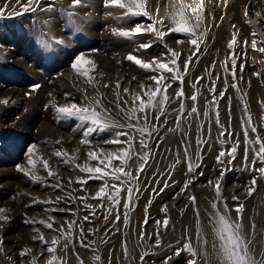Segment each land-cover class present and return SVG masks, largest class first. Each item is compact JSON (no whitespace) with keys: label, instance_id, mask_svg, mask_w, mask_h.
<instances>
[{"label":"bare ground","instance_id":"obj_1","mask_svg":"<svg viewBox=\"0 0 264 264\" xmlns=\"http://www.w3.org/2000/svg\"><path fill=\"white\" fill-rule=\"evenodd\" d=\"M175 1L177 3L178 2L181 3V0L179 1L169 0L167 5L165 4V2L162 3L164 6L163 8L165 10L164 13H161V15L160 14L156 15L154 10L152 9V6L149 3L150 7H148L149 5L147 7L148 10L150 11V15L153 17V19L165 20V24L171 26V20L168 18L171 17L173 13L178 11L180 7V5H178L179 7H177V5L175 7V5L173 6L169 4L170 2L175 3ZM182 2L185 5L192 4V0H182ZM100 3L104 4L103 0H100ZM43 6H46L45 3L43 4ZM203 9H204V20L202 22V30L206 31V37L203 43H201L200 45V51L197 52L195 56H193L192 62L190 63L189 72L191 73H188V75L191 74L192 78L188 79L187 76V80L185 78L183 82L185 95H189L188 93H193L195 91L192 90L193 88L191 87V85L193 83H196L197 77L203 76L204 77L203 82L197 84V88L200 91V96L198 97V101H197V107L199 108L200 111L199 119L202 118L204 105L207 100L211 99L212 96V94L209 93L207 90L209 87H211L212 80L216 81V85L218 89H223L225 86L224 77L227 74L223 72L221 65L223 64L229 53L232 52L231 49H228L227 45L229 41H232L233 37H235L236 44L234 45V48L236 54L241 57L238 60V65L244 64L242 71L240 70L239 67L237 68L236 82L238 83L240 92L238 93L236 89L231 86L233 80L230 75H227V79H228L227 91L225 97L220 99L219 111L221 116V122L225 125V127H229V120H231L230 126H231V130L234 133L233 142L237 138L235 136V133H240L238 138L241 141V145H244L243 133L241 130V119L243 118L244 115L243 107L245 101L247 102L248 109L252 115L253 123L257 126L260 135L264 137V128L260 127V125L264 124V106H262L261 103L264 102V54L260 53L258 50L254 51L252 47L253 39L257 40V45H256L257 49H259L260 47H264V37H262L264 36V0H227L226 4H225V0H203ZM109 10H113V9H109ZM160 10L161 12H163V9L160 8ZM129 21L131 23L133 22L143 23L145 25L151 22L147 17H139V18L130 17ZM113 29H118V28L116 26H108L104 28L103 29L104 31H102L101 33H97V35H99L101 39L104 40L105 47L100 46L98 43H95L94 46L97 47L98 51L84 53L86 58L93 60L96 65L95 69L90 71L89 73L90 76L92 77L91 83H89L88 78L79 75L70 66L69 69H67L68 70L67 74L68 76L72 75V78L70 77V79H68V81L66 80V82L68 83L71 80H74L75 85L72 84L70 85V83L62 84V88H64L66 92H61L59 89H55L54 93L56 94L57 92H59L58 96L54 95V93L50 91V93L54 95L55 98L64 101L66 100L65 94H67L69 97V99H67L69 101L67 102L70 103L73 102L72 99H75L76 96L82 95V97L85 99V95H86V97L90 100L100 99L101 102H103V104L105 105V102L107 103L106 101L108 95L107 92L118 90L116 87L117 81H119L120 83L123 81L127 82L128 80L133 79V77H135L136 80L137 79L136 73L140 72L143 74H147L151 72V71H145L139 68L138 66H136L133 62L128 61L125 58L127 54L133 53L134 55H137L138 58L140 59H143L145 61H151L153 57H157V58L166 57L167 48H172L173 50H175L177 53L180 54L179 60L184 61L187 59L188 55L191 56L194 51V47L190 44L189 39L187 38L184 39V36H186V34L183 35V33H172L165 37L163 43L160 40H156L151 34H147L137 38L136 42L138 44H133L132 41L114 35L112 31ZM253 31L256 33L255 37L252 35ZM148 40L157 41L159 46H157L156 44L155 45L152 44V47L149 48L148 50H140L139 52L134 51V49L138 48L139 42L144 43L147 42ZM178 40H183L184 42L178 44L177 43ZM245 41L247 42L246 46L244 43ZM106 44H108V46H106ZM165 45H167V47H165ZM113 50L114 51L116 50L118 52H113ZM245 52H246V56L244 55ZM7 55L8 53L0 50V58L1 57L4 58ZM214 63H215V67L213 68L212 65ZM87 67H91V66H87ZM181 69L183 68L181 67ZM206 69L212 72L211 80L208 79L206 75V71H205ZM255 73H259L260 75L257 76L255 75ZM62 76H64V74L58 75V77H62ZM218 76L220 77V79H217ZM240 77H242V79H240ZM110 82L113 84L112 86H110ZM149 83L153 85V88L155 87V82L150 81ZM180 83H181L180 81H175L171 83V85L172 86L174 85L175 88V86ZM43 85L46 84H42L41 86ZM68 85L70 86L68 87ZM105 85H107V87H105ZM42 88H45V86H43ZM29 91L30 88L24 89L23 87L21 88L2 87L0 85V101L7 100L8 103L5 104L6 106L8 104H9L8 106L10 105L12 106L14 104H25V106L23 107V111H25L28 104L31 103V101H33L37 95H39L38 94L39 90L32 92L30 96L25 95V93H28ZM41 91H43V89ZM173 96H175V91L173 93ZM229 97L231 98L230 105L228 99ZM242 97L243 99H241ZM173 103H174L173 111L169 113L175 114L174 110L179 109V102L177 100H173ZM191 103L192 102L190 101V104ZM170 104L166 105V108ZM187 105L185 104V106ZM3 106L4 103H0V112ZM111 106L113 107V105ZM111 106H107V107L110 108ZM186 109L187 108L185 107V111ZM186 112H188V110ZM169 113H167L166 111L165 116H170ZM120 120L122 121V119ZM191 120L192 123L190 129L194 133V130H197L198 121L196 120V118ZM163 122L164 119L161 120V124H163ZM127 123H129V120L124 122L122 121L121 123L119 122V124L121 125H126ZM43 125L46 128L45 132H47V130L49 131L52 130V126L49 122H45ZM185 125H187L189 128L187 122L185 123ZM204 125L205 127H208V122L207 123L204 122ZM18 126L19 124L17 125L15 124V126L8 125V126H2L1 128L4 130L7 129L9 131V129H15ZM39 128L40 131H44L41 126ZM211 128H212V132L219 133L218 126L214 123V121L211 124ZM122 130L124 129H121V131ZM55 132L58 133L57 131ZM101 133L95 132L92 136L93 137L97 136L100 138ZM249 135L250 138H254L255 134H252L250 132ZM81 137L75 139L70 136L69 142L72 145L71 148L79 147L77 154H75V158L78 159V157L81 156L82 160H84L85 162L88 159L87 153L90 150H95L96 147H100L99 145L101 144L109 146L105 148L100 147V149L102 150L104 149L106 151V155L112 152L119 153L121 147H127L126 145L105 143V141L113 139L114 131L113 133H111L109 138L100 141V143L98 142L93 143V141L90 140L93 148H88L90 146L83 144L81 142L82 141ZM91 137L89 139H91ZM34 138L37 141L35 143L36 146L39 145V149H41L42 156L46 157V160H48L49 163L51 164L50 169L53 172L54 170L57 171V175L53 177H48L47 171L42 168V165L38 164L37 168L33 170V174L40 177L42 182H33L28 176H25L17 168V165H20L21 167L27 166V155L26 156L24 155L25 157H22L24 158L23 161L20 160V163L22 162V164H17L16 166L13 165L17 161V159L15 161L14 157L8 155L0 156V163L2 167L0 168V184L2 186L7 187V189H15L17 191L16 198L14 200L13 199L9 201L1 200L0 197V206H1L0 209H4V212L0 214L7 215L9 217L8 221H0V224L3 225L2 227H0V237H2V241H3L2 244H0V248H2V251H0V264H33V258H35V264H47V261L51 258V254L48 253L47 251L48 245L41 244V242H39L38 240L33 239L34 236H38L40 234H42L45 240L48 242H51L54 238L59 239L61 241V243L56 246L57 249L56 255L60 257H64L67 261V264H80L81 261H83V264H97V262L94 261L93 259L94 255H98L100 257V262H101L110 256H112V258L114 259L113 254L116 253L117 251L122 252L120 258V261H122L125 260V245L123 243V233L125 232V226L123 223V213L125 211H127L129 215V223L127 224L128 225L127 230L131 234V237L133 238L135 233V231L133 230L134 227L139 229L141 228L142 230L144 229V227H146L144 225L150 223L148 226V230L145 228L147 230L146 234L151 233L152 230L156 228V221L160 220L161 215H164L161 211V207L158 206V204L161 202L162 197H167L165 198L167 202L164 204V206L165 205L169 206L167 207V211L170 209L172 205H176V203H178L179 201H181V205L179 206V208L183 212L182 214H184L185 212H189V210L193 209L191 200L185 203L183 196L180 195L181 189L178 191L179 195L177 194L178 196H174L172 198L169 197L170 195L169 187L165 188L163 192L158 191V194L153 193L152 189L154 187H156L157 190H159L160 188H164L163 182L165 181L166 177L164 176V174H162L161 176L162 173L161 170L158 173H156V175H154V182H153L154 185L151 188L152 191L151 193L152 196H150L151 199H149L148 201L144 200L143 194L139 192L135 196V203L133 204L135 205L137 203L138 204L137 208H134L135 206L132 207L133 206L132 205L131 206L132 208L130 207L127 210L123 208V201H122L121 206L118 209L121 215L119 224L115 226V223L111 221V218L115 217V212H114L113 216L109 218L108 223H105L104 226H102L101 228L102 230L100 231L99 236L94 240L92 239L93 241L92 240L88 241V238L92 237L95 228L98 226L97 220L101 217H104L105 214V209H101L97 207L99 202L91 198L94 196L95 192L98 191L101 186H103L104 182L98 179L89 180L88 183L84 185V189H82L80 184L76 182L78 177L77 178L74 177L73 175L65 171L63 167L66 166L70 170L71 169L79 170L75 168V164L83 165L85 162L82 160L78 162V160H76V162H74L73 164H66L63 160L59 161L58 159H56L57 157L55 156L54 151L51 152L46 149L49 146V143H47V141L44 140L43 134L35 135ZM135 138L136 137H134L135 140L134 148L135 151H137L136 148L137 146H139V144H136V140L139 141V139L137 138L135 139ZM225 138H227V133L225 134ZM121 139L123 140L125 138L122 137ZM17 140L18 138H16V141ZM188 142H190V140ZM207 143L215 144L216 146H218L217 140L212 136L208 137ZM223 147L227 149L229 145H224ZM27 148L28 146L26 147V150ZM58 150L65 152L66 149L59 147ZM239 151H242L243 153V150L240 149ZM24 154H26V151L24 152ZM42 156L38 155V157H42ZM50 156L52 158H49ZM134 158L136 159L135 162L128 166H125V171L131 172L135 170L133 168L135 165L136 168L138 169L141 161H139L138 158L135 156ZM154 162L152 161L151 163H149L148 161L146 165V170L143 171V174L153 175ZM233 163L235 164L236 162L233 161ZM113 164L114 165L117 164L116 160L113 161ZM149 165L150 167H148ZM181 172L184 173V175L182 174L179 175L177 172H175V176L180 177L182 181L188 179L185 178L188 175H190L187 171V168L181 167ZM80 174H81L80 178L87 179V174L82 172H80ZM201 179L202 178L199 176V173L196 171L195 179L189 185L190 188L188 189L189 191L193 190L197 192L198 195L195 196L197 197V200H204L203 197L207 195L208 192H211L210 193L211 195L215 194L214 188L209 186L208 183L202 185L203 181ZM47 180L50 181L47 182ZM69 180L72 181L71 186H69L68 183ZM232 180H235L233 178V175L226 173V175L222 180V184L231 182ZM157 181H160V183H157ZM256 181L258 182L257 179ZM57 182L62 184L63 186L62 189H56L52 187V185L56 184ZM25 183L27 186H24ZM109 183H111L110 180ZM234 183L236 184H232L234 186L233 189H236V186L239 187L238 189L244 187L242 193L240 194V196L243 197L245 193L248 192V188H246L247 183L245 186L244 185L242 186L241 184L239 185V183L235 181ZM260 183L263 182L261 181ZM249 185H251V183H249ZM257 185L258 184H256L255 187H257ZM33 186L36 187V189L33 190L32 189ZM182 187L183 185H181V188ZM227 190L230 189L228 188ZM55 191H58L59 193L55 194ZM69 193H71L72 197H75L74 200H70L68 198ZM86 193L89 198L86 201H81L79 198L84 197ZM183 193L185 194V192ZM235 195L237 196L236 193ZM61 196L65 197V199L59 201L58 203H53L48 205H45L43 203H33L34 199L38 201H45V200L55 201L56 197H61ZM223 199L225 201V198ZM241 202L243 203V205H245L246 203L244 200ZM85 203L87 205H91L92 207L96 208V213L94 217L90 215L89 210L85 207ZM105 203L107 204L106 201ZM227 204H228V208L230 209L229 214H235L236 211L235 208H233L232 206L233 204H231V202H228ZM230 206H232V208ZM220 207L222 208L223 205H220ZM46 209H63V211H46ZM170 215L171 214L167 212V216L170 222L167 229H165V233L161 234V240H160L161 243L159 246L150 245L145 238H143L141 242L136 243V245L139 244L141 245L136 247L137 257L135 260V264H158L161 257L163 256L164 251H166V249L170 247L173 243H175V246L176 245L178 246V242L183 241L186 235H190L191 237L193 234L195 236L197 225L195 224L193 219L188 220L186 214L185 217L182 218V221L179 224H177L175 223V220L178 215L175 213L172 214L171 217ZM84 216H90L89 221L84 222L83 221ZM145 219L148 220L147 224H144ZM153 219H155L154 222ZM26 220L36 221L37 223H35L34 225L25 223ZM40 220H45L54 223V228L51 230L45 228L43 225L38 223ZM73 220L76 221L77 225L82 224L86 237L84 243L85 244L90 243L91 246L89 247L81 246L80 237H79V228H75L72 231V241L71 243L68 244L67 250L65 251L63 248V244L66 243V241L64 240V235L59 230L60 225H64V229L66 232L68 222H71ZM101 221L104 220L101 219ZM138 222L141 223L140 227L137 226L136 224ZM34 228L38 229L39 231L38 232L34 231ZM141 230L139 232L137 231L138 232L137 236H140L139 233L141 232ZM24 248L31 249V252L24 258H21L20 252ZM145 252L154 253V254H149L145 256L144 260L141 261V255L142 253ZM187 254H188L187 252H183L179 257H176L172 254L171 255L172 259L169 262V264H178V263L186 264V257L184 256H187ZM164 260H162V262L159 264H164Z\"/></svg>","mask_w":264,"mask_h":264},{"label":"snow or ice","instance_id":"obj_2","mask_svg":"<svg viewBox=\"0 0 264 264\" xmlns=\"http://www.w3.org/2000/svg\"><path fill=\"white\" fill-rule=\"evenodd\" d=\"M44 0H16V4L13 6V10L5 16V10L8 8V3H5L3 8H0V19H7L11 16H20L26 13L36 14L37 12L46 13L49 15V19L45 20L43 23L48 27V32L51 33L52 28L50 25L52 24V17L59 10V14L62 17L67 18V22L73 25V30L75 32L83 31V25L87 23L90 19L89 16L80 17L79 13L76 11L78 8L84 7H92L91 0H71V4L65 8L62 5L58 6L56 4V0H47L46 6H43ZM104 6L106 9H118L120 10L119 16L114 17V13L112 11H107L106 15L109 17H114L118 21L129 22V18H139V17H147L151 22L148 24L143 23H134L130 28H119L113 29V34L124 38L126 40L136 42L138 37L151 34L156 40H160L162 43L165 40V37L172 33H183L186 34L189 38L190 44L194 47V51L191 56H188L186 60L180 61V54L177 53L172 48H167L166 58H157L153 57L151 61H145L143 59L138 58L137 55L133 53L127 54L125 57L128 61L133 62L139 68L145 71H151L153 73H157L151 75L149 80L155 82V87H149L145 92L146 99L139 94H136L132 97L133 106L129 110H124L125 116L129 121H136L135 124L129 122L126 125H121L115 120L111 118L108 114L107 110L103 108L101 100L95 99L90 100L85 95V102L78 104L76 102L65 103L63 105H58L53 100L49 106H51L54 110L55 119L60 121H72L75 119L78 121L77 125L73 126V131L82 132V143L89 145L91 147L90 137L97 131H114V137L111 140L105 141L106 144H118V145H126L127 147H121L119 153H108L107 155L103 154V150H90L87 153V161L81 164H75V168L79 169L80 172L87 174V179L77 178V183L80 184L81 188L84 189V185L88 183L89 180H101L103 181V186L99 188L98 191L95 192L92 199L97 200L99 203L97 207L101 209H105L104 219L108 221L110 217L113 216L115 212L114 219L119 221L121 219V215L118 209L121 206V202L123 201V208L129 209L135 202L134 198L136 193L141 190L142 181L140 179V174L146 170V165L151 157L152 147L149 144V140L153 139V133H158L160 131V127L155 125H151L150 114L155 112V119L158 121L161 116H165L166 113V105L173 102V100H177L179 102V109L174 110L178 111L176 115V129H170V131H175L181 127L182 120L187 122L189 128L191 127L192 120L191 118L195 116L198 121L197 125V151L193 154L190 151V142L187 139L183 140L182 143L187 146L183 149L184 157L187 161V171L190 174L188 179L184 181L183 187L181 188V193L185 192L189 185L195 179V173L197 169L201 167L200 163H197L193 158L195 157L202 161L203 157L200 154V148L207 143L203 139L204 134V122L199 120L200 111L197 107L198 97L200 96V91L197 88L198 83H202L204 77H197L196 83H193L191 87L195 90L188 99L192 102L191 109L187 112L185 116V91L183 88L184 75L187 73L189 69V64L192 62L193 56L196 55L197 52L200 51V45L203 43L206 37V31L202 30V22L204 20V9H203V0H192V4L185 5L182 0L180 3L179 10L173 13L171 17L168 19L171 20V26L165 24V20H156L150 15V11L147 7V0H103ZM227 0H225V4ZM19 7V11H15V8ZM79 19L80 23H76V20ZM252 35L255 37L256 33L253 31ZM49 39H55L56 43L62 45L65 41L61 39H56L53 35L49 37ZM49 39H45V34L42 32L39 36L36 37L35 42L42 46L43 48L50 47ZM153 40H148L144 43H139L138 48L134 49V51L139 52L140 50H148L152 47ZM183 40H178L177 43H183ZM245 46L247 42L245 41ZM236 44V39L233 37L232 41H229L227 47L231 49L232 52L226 57L225 61L221 65L223 72L227 75H230L233 83L232 87L236 89L239 93L240 89L238 87L237 81V68L243 70L244 64L238 65V60L241 58L236 54L234 45ZM257 40L253 39L252 47L253 50H258L260 53L264 54V47H260L257 49ZM3 46L0 45V48ZM167 47V45H165ZM66 51L65 49H62ZM90 51H98L96 49H92ZM246 56V52L244 53ZM71 68L75 70L79 75L88 78L89 83L92 81V77L90 76V71L94 70L96 65L95 62L91 59H87L83 52H77L71 57ZM91 66V67H87ZM181 67L183 71H181ZM215 67V63L212 65ZM206 75L208 79L211 80L212 72L207 69ZM227 75L224 77V88L218 89L216 85V81L212 80L211 87L207 90L212 94L211 99L207 100L204 105L203 116L208 121L209 128L208 132H211V124L214 123L218 126L219 136L217 137L218 143L221 145V150L218 155H216L215 160L220 169V176L216 178L215 184L211 180L208 181V185L214 188L215 199L211 203L212 211L209 213V221L208 223L211 226V242H209L208 236L203 233L200 228V213L197 209L195 212L196 221H197V229H196V243L197 247L193 246L190 235H186L184 240L178 242V246L176 247L173 255L176 257L181 256L183 252H187L189 254V258L186 261V264H264V247L257 253L253 248V241L248 236L245 235L243 231L242 224V214L244 211L243 203H239L236 206V216L237 219H233L231 217L230 209L228 208V204L224 201L222 195V180L226 175L227 171L231 170L233 161L238 158V150L241 146V141L239 140L240 133H235L237 137L233 142L234 133L231 130V120H229V127H225V125L221 122L220 116V99L225 97L228 79ZM255 75L259 76V73H255ZM135 79V77H133ZM217 79H220L218 76ZM242 79V77H240ZM180 81L181 87L179 90L175 92L174 97H170L168 94V89L171 87V82ZM120 82L117 81V88H119ZM42 86L40 84H32L30 85V91L25 93V95H31L32 92L39 90ZM107 87V85H105ZM143 88V84L141 85ZM124 92L127 93L128 89H124ZM218 93V95H217ZM65 99H69L68 95L65 94ZM229 105L231 104V98L229 97ZM243 99V97L241 98ZM138 101V104L136 103ZM0 103L7 104L8 101H0ZM262 106H264V102H261ZM127 104V101H125ZM119 106V105H118ZM243 118L241 119V130L243 133V144H244V152H243V168L244 170H251L254 173V178L251 182V186L248 188V195L250 196L252 192L255 190L256 184V175H258L261 179H264V137L260 135L257 126L253 123L252 115L248 109L247 102H244L243 107ZM143 120L144 123L141 125L140 121ZM85 122H87V127L85 128ZM168 123V119L165 116L164 124ZM151 125V126H150ZM261 128H264V124L260 125ZM124 129V130H118ZM255 134L254 138H250L249 133ZM132 133V134H130ZM227 133V138H225V134ZM134 134L139 135V147L141 152H136L134 148ZM188 133L185 132L184 136L187 137ZM124 137L125 139H121ZM162 139V138H161ZM229 145L227 149L223 146ZM147 149V151H145ZM251 153V155H250ZM55 156L64 160L66 164L71 161L67 158L66 153L63 151H56ZM27 155V166L21 167L17 165L18 170L23 173L25 176H28L33 182H42L41 178L33 174V170L37 168V165H42V168L47 171L48 177H53L56 175L50 167L49 161L43 159L42 157H38L36 154V144L33 143L26 150ZM136 156L141 163L137 169L136 175L133 176L130 171H125V166L128 161ZM119 160V165H114L113 161ZM91 161H96L95 166H91ZM250 161V163H249ZM176 163L179 164L180 160L177 158ZM259 165V167H257ZM175 168V165L170 166ZM163 173H161L162 175ZM156 175V173H153ZM200 176L204 175L203 171L199 172ZM109 180L111 183H109ZM69 186H71L72 181L69 180ZM160 183V181H157ZM164 188H160L157 190L153 188V193L163 192L165 188H167L168 181L165 180ZM48 186V185H45ZM52 187L56 189H62V184L57 182L52 185ZM86 191V190H85ZM123 193V195H122ZM179 195V193H178ZM68 198L70 200H74L75 197H72L71 193L68 194ZM89 197L87 193L84 197H80L81 201H86ZM65 197H56L55 201L45 200L38 201L33 200V203H43L45 205L58 203L61 200H64ZM233 200H238V197L233 196ZM191 203L193 205L196 204V198L194 196L190 197ZM107 202V204L105 203ZM110 205V207H109ZM220 205H223L221 208ZM85 207L89 210L91 216H95L96 208L91 205H87L85 203ZM46 211H63V209H46ZM161 211L165 213L163 221H156V232L154 235L156 236V245L159 246L161 241L159 239L160 229H167L169 225V218L167 216V205H165ZM4 209H0V213H3ZM90 216H84L83 221H89ZM9 217L7 215L0 214V221H8ZM148 220L145 219L144 224H147ZM25 223L35 224L36 221L26 220ZM39 224L43 225L47 229H53L54 223L48 222L45 220H40ZM123 223H129V215L128 212L125 211L123 213ZM3 225L0 224V227ZM253 231L255 229V225L253 224ZM75 228H79V237L80 244L82 247H89V244H85V233L81 225H77L76 221L73 220L68 222L67 231L65 232L64 225H60V231L64 235V240L66 243L63 244V248L66 251L68 244L72 241V231ZM34 231H39L34 228ZM140 238L143 239L145 237V232L141 230L139 233ZM149 238L153 234H147ZM34 240H38L41 244H47V251L51 254V258L47 261V264H67V261L64 257H60L56 255V246L61 243L59 239L54 238L51 242L45 240L42 234L33 237ZM2 237H0V244H2ZM209 243L211 246V252H209ZM171 247V246H170ZM2 251V248H0ZM31 249L24 248L20 252V257L24 258L28 254H30ZM154 253L145 252L141 255V261L144 260V257ZM10 259V257H9ZM79 259V257H78ZM94 261L97 264H100V257L98 255L93 256ZM172 256H168L164 260V264H169ZM33 264H35V258H33ZM83 264V261L80 262Z\"/></svg>","mask_w":264,"mask_h":264},{"label":"rangeland","instance_id":"obj_3","mask_svg":"<svg viewBox=\"0 0 264 264\" xmlns=\"http://www.w3.org/2000/svg\"><path fill=\"white\" fill-rule=\"evenodd\" d=\"M164 2L167 5L169 0H165V1L164 0H158V1L157 0H147V3H148L147 6L150 3L156 15H159V14L161 15V13H164V10H165L162 4ZM5 3H8L9 5L8 8L5 10V16H7L8 13L13 10V6L16 4V0H0V8H3ZM44 3L46 5L47 0H44ZM91 3L93 5L92 7H84V8L76 9L80 17H84V16L90 17L89 21L83 25V31L81 32H75L73 30V25L67 22L66 17H62L59 14V10L52 17V24L50 25V27L52 28L51 33L48 32L49 26H46L43 23L45 20L49 19V15L46 13L37 12L35 15L32 13H26L20 16H11L10 18H7V19H0V45L3 46L2 48H0V50L8 53L6 57L0 58V85L2 87H13V88L23 87L25 89V88H30V85L32 84H40V85L46 84V85H43L45 86V88H42L43 87L42 86L39 89V93H38L39 95H37L35 99L31 101V103L28 104L25 111H23V107L25 106V104H14L12 106L11 105L8 106L9 104L6 106L4 104L0 112V156L8 155V156L14 157L15 161L17 159V161L13 164L15 166L17 164H22V162L20 163V160L23 161L24 158L22 157L26 156V154H24V152L26 151V147L27 146L29 147L33 143L37 142L34 136L38 134H43L44 140H46L47 143H49V146L46 148L47 150L51 152L52 151L56 152V151H59L58 150L59 147L66 149L65 150L66 156L71 161L68 164H73L74 162H76V160H78V162L82 160L81 156L78 157V159L75 158V154H77L79 147L71 148L72 145L69 142L70 140L69 137L71 136L72 138H75V139L81 137L83 129H81L80 131H73V126L78 124V121H76L75 119H73L72 121H60V122H58L55 119L56 114L54 113L53 108L49 106L51 102L54 100L56 104L63 105L65 103H68L67 101L69 100L62 101L60 99L55 98L54 95L58 96L59 92L55 94L54 90L59 89L61 92H66L65 89L62 88V84L70 83V85L71 84L75 85L74 80H71L68 83L66 82V80L68 81L70 77L72 78V75L68 76L67 69H69L71 65V57L74 54H76L77 52L89 53V52H92L90 51L92 49L97 50V47L94 46L95 43H98L100 46L105 47L104 40H102L101 37L97 35V33H101L102 31H104L103 29L108 26H116L118 29L119 28H130L133 26V23H131L130 21L123 22V21H118L116 18H114L115 16H119L120 10L106 9L104 4L100 3V0H91ZM56 4L58 6V9L60 5L67 8L71 4V0H56ZM169 4L173 6L175 5V7L177 5V7H179L178 5H180V2L177 3L175 1V3L170 2ZM150 5L148 7H150ZM160 8L163 9V12H161ZM15 11H19V7H16ZM107 11H112L114 13V17L107 16L106 15ZM76 23H80L79 19L76 20ZM42 32L45 34V39H49V37L54 35L56 39L62 38L65 41V43L62 45H59L56 43L55 39H49L50 47L43 48L42 46H40L39 44L35 42L36 37L39 36ZM186 38L189 39L187 35L184 36V39ZM132 43L138 44L137 42H132ZM153 44L154 45L156 44L157 46H159L157 41H154ZM106 46H108V44H106ZM62 49H65L66 51ZM113 52H118V51L113 50ZM163 58H166V57H163ZM189 70H190V64H189V69L187 73L184 75V80L185 78L187 80V76H188V79L192 78L191 74L188 75V73H191L189 72ZM181 71H183V69H181ZM59 74L60 75L64 74V76L58 77ZM141 74L143 73H140V72L136 73L137 75L136 80L130 79L127 82L126 81L121 82L120 86L122 87L117 88L118 90H115L112 92L108 91L107 92L108 95L106 99L107 103L105 102V105H104L103 102H101L103 108L107 110L111 118L118 123L119 122L121 123L122 121L123 122L128 121L122 109L129 110L133 106L132 97L136 94H139L140 96L146 99L145 92L147 91L149 87L153 88V85L149 83L150 82L149 77L157 73L150 72V73L143 74V75ZM142 84L144 86L143 88L141 87ZM70 85H68V87ZM112 85L113 84L110 82V86ZM180 87H181V83L176 85L175 88H174V85L173 86L171 85V87L168 90V94L170 93L169 96L174 97L173 96L174 91L176 92L177 90L180 89ZM173 88L176 90H174ZM42 89L43 91H41ZM123 89H128V92L125 93ZM50 91L53 92L54 95H52ZM188 94L189 95H185V99H184L185 104L189 105V106L188 105L186 106L187 108L186 111L187 110L189 111L192 106V103L190 104L191 100L188 99V97H190L192 93H188ZM78 96H76L75 99H72V100L78 104L85 102V99L82 97V95H80L79 97ZM125 100L127 101V104H125ZM136 103L138 104V101ZM111 105H113V107ZM118 105L120 106V108ZM107 106H111L110 107L111 110ZM173 107H174V103L172 102L166 108L167 113L172 112ZM186 111L184 113L185 116L187 115ZM169 114L170 116H166L168 119L167 124H164V122L163 124H161V120L165 119V116L164 117L161 116L160 119L157 121L155 119V115H156L155 112H152L150 114L151 125H155L157 127H160V125H163V127H160V131L158 133H153L154 138L149 140L148 142L150 146L152 147V153L149 159V163H151L152 161L153 162L155 161L153 165L154 173H158L159 171L162 170V173L166 177L165 180L168 181V185H169L168 187L170 189L169 197L172 198L174 196H178L177 195L178 191L181 189V185L184 184V181H182L180 177L175 176V172H177L179 175L181 174L184 175V173L181 172V167L187 168V163H185L187 161L184 158V151H183V149L187 145L182 143V141L185 139H187V141L190 140V145H191L190 151L196 152L197 145L195 144L197 140V136H196L197 130H194V133H193V131L190 128H188L187 125H185L186 122L182 120L181 127L179 129L175 131H170V129H176V115L178 114V112L175 111V114H172V113H169ZM120 119H122V121ZM191 119H195V116H193ZM199 120L206 122V123L208 122L204 116L200 118ZM45 122H49L51 124L52 130L50 131L47 130V132H45L46 128L43 125ZM129 122L135 124L136 121L133 120ZM143 123L144 121L141 120L140 124L142 125ZM15 124L16 125L19 124V126L15 129H9V131L7 129L4 130L1 128L2 126H8V125L15 126ZM40 126L42 127L44 131L39 130ZM87 126H88L87 122H85L84 127L86 128ZM208 128H209V124H208V127H204L203 139L207 141L208 137L212 136L213 138L217 140L218 146H216L215 144L205 143L202 146V148H200V154L203 157L202 161L198 160L195 157V155H193V158L196 160V162L201 164V167L197 169V172L198 173L200 171L204 172L203 176L199 175L202 178L201 180L203 181L202 185H205L206 183H208L209 180H211L214 185L216 178L220 176V169L215 160L216 155H218L219 151L221 150V145L218 143V139H217V137L219 136V133L212 132V128H211V132L209 134ZM118 130H121V129H118ZM55 131H57L58 133H56ZM97 132L101 133L100 131H97ZM183 132L188 133L187 137L184 136ZM111 133H113V131H104L101 133L100 138L97 136H94V137L92 136L90 140H92L93 143L95 142L100 143V141H103L106 138H109ZM134 137L139 139L138 134H134ZM16 138H18L17 141H16ZM136 144H139V141L136 140ZM99 146L101 148L109 147L108 145L106 146L104 144H101ZM194 146H195V149H194ZM100 147H96L95 150H99ZM192 147L194 150L192 149ZM243 147L244 145H241L239 150L241 149L244 152ZM88 148H93V146L91 145V147H88ZM136 149H137L136 152L138 153L141 152L139 146H137ZM239 150H238V158L234 161L236 163L235 164L233 163L231 170L227 171L228 174L233 175V178L235 180H232L231 182H227L228 184L227 183L222 184L223 190H224V191L222 190V195H223V198H225V202L226 203L231 202V204H233L232 205L233 208L235 209L239 203H242L241 201L244 200L247 203V204L245 203L244 205V211L242 214L243 231H245L244 233L246 236L252 239L253 241L252 246L254 250L258 253L262 249V247H264V179H261L258 175H256L258 176V177H255L258 180V182L256 183L258 185L257 187H255L253 194H251L250 196L248 195V192L245 193L243 197L240 196L244 187H241L240 189H238L239 187L236 186V189H233L234 186L232 184H236L234 183V181L239 183V185L241 184L242 186L243 185L245 186L247 183L246 188H249L251 186L249 185V183L252 182V177L254 178V173L251 170H247V171L244 170L242 166L243 165V153L242 151H239ZM145 151H147V149H145ZM195 152L193 154H195ZM36 154L37 156L38 155L42 156L41 149H39V145L36 146ZM103 154L106 155V151L104 149H103ZM177 157L180 160L179 164L176 163ZM43 158L46 159V157H43ZM49 158H52V157L50 156ZM56 159H58L59 161L63 160L58 157ZM135 160L136 159L133 156V158L128 161L126 166L134 163ZM116 162H117L116 165H119V160H116ZM174 162H175V168L170 167L174 165ZM90 163L91 165L95 166L97 162L91 161ZM49 167H51L50 163H49ZM148 167H150V165ZM240 167L242 170L240 169ZM257 167H259V165H257ZM0 168H2L1 163H0ZM63 168L65 169V171H67L74 177L76 178L81 177L79 170H75V169L70 170L66 166ZM133 168L135 170L131 171V174L135 176L137 172L136 165ZM54 172L57 175V171L54 170ZM239 172L240 173L244 172L246 174L243 173L244 174L243 175V174H240ZM188 177L189 175L185 178H188ZM140 179L142 181L141 188L142 187L143 188L139 192L143 194L144 196L143 199L148 201L149 199H151L150 196H152L151 188L154 185L153 184L154 175H145L142 172L140 174ZM49 181L50 180H47V182ZM259 181L260 182L262 181L263 183H260ZM24 186H27L26 183L24 184ZM189 188L190 187L186 189L187 192L189 191L188 190ZM228 188L230 190H227ZM32 189L34 190L36 189V187L33 186ZM186 191H185V194L184 193L180 194L181 196H183L185 203L190 201V197L192 196L195 197L198 195L197 192L193 190H190L188 193ZM139 192H137L136 195ZM230 192H233V193H230ZM57 193L59 192L55 191V194ZM210 193L211 192H208L207 195L204 194L206 196V197L205 196L203 197L204 200H197V197H195L196 204L195 205L192 204L193 209L195 207L194 210L192 209L193 211L189 210V212H185L184 214H182L183 212L179 208V206L181 205V201L176 203V205H172L170 209L167 211L171 215L174 213L178 215L175 220V223L177 224H179L182 221V218L185 217V215L187 214L186 215L187 219L188 220L193 219L195 224L197 225L195 212L198 209L200 213V228L202 229L203 233L208 236L209 242H211V239H212L211 226L208 223L209 213L212 211L211 203L215 199V194H213L214 195L213 196ZM235 193L237 194V196L235 195ZM16 194H17V191L15 189H7V187L2 186L0 184L1 200H7V201L11 199L14 200L16 198ZM226 196L228 197V199ZM233 196L235 197L239 196L240 198L238 197L239 199L235 200L234 202V200L232 199ZM165 198L167 197H162L161 202L158 204V206L161 207V209L163 208L164 204L167 202ZM137 205L138 204L136 203L132 207L135 206L134 208H137ZM232 206L230 207L232 208ZM163 214L165 215V213ZM164 215L160 216L161 221L162 219H164ZM230 215L234 220L237 219L236 213L230 214ZM101 219H103L104 221H101ZM108 221H105L104 217L99 218L97 220L98 226L95 228L92 237L88 238V241L92 239L94 240L95 238H97L100 234V231L102 230L101 229L102 226H104L105 223H108ZM111 221L115 223V226L119 224V221H116L114 217L111 218ZM154 221L155 219H153V222ZM138 223L136 224L137 226L140 227L141 223L140 222ZM149 224L144 225L146 226L144 227V229L146 228L148 230ZM253 224L255 225L254 231L252 227ZM124 226H125V232L123 233V243L125 245V260L120 261L122 252L117 251L116 253L113 254L114 259L112 258V256H110L106 258L104 261H101L100 264H135V260L137 257L136 247L141 245V244L136 245V243L142 241V239H140V236H137V233L141 230V228L140 229L135 228V227L133 228L136 234L134 233V237L132 238L131 234L127 230L128 225L124 224ZM144 229L142 230L145 232L144 238L146 239V241L150 245H156V236L154 235V233L156 232V228L153 229L151 233H147V234H153L151 238L148 237V235L146 234L147 230L146 229L144 230ZM162 233H165V229L163 228L160 229V233H159L160 240H161ZM191 240H192L193 246L197 247L196 231H195V236L192 234ZM176 246H175V243H173L171 247H168L166 251H164L163 256L161 257L158 264L161 263L162 260H164L166 257L171 256L174 253ZM209 252H211L210 243H209ZM184 257H186V261H187V259L189 258V255L187 254V256H184ZM178 264H181V263H178Z\"/></svg>","mask_w":264,"mask_h":264}]
</instances>
